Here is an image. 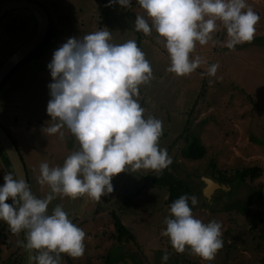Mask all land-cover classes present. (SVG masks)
<instances>
[{
	"label": "rangeland",
	"instance_id": "rangeland-1",
	"mask_svg": "<svg viewBox=\"0 0 264 264\" xmlns=\"http://www.w3.org/2000/svg\"><path fill=\"white\" fill-rule=\"evenodd\" d=\"M5 1L8 0H0V4ZM43 3L50 12L51 39L47 37L6 76L7 82L0 91V124L19 149L32 193L44 198L50 192L48 185L37 182L42 162L50 167L62 166L79 147L75 137L72 141L69 136L65 139L66 150L60 148L57 152L58 144L53 140L56 134L44 132L47 125L54 123L46 111L52 77L38 72L43 65L45 72H50L47 65L54 51L68 38H80L98 30L111 33L110 43L135 40L145 53L153 79L139 86L137 99L145 109V118L154 116L162 122L159 146L167 150L172 161L159 172L145 169L132 172L129 166L112 178L113 191L99 201L87 195L76 199L57 196L49 205V212L62 205L72 222L86 233L84 254L79 258L61 254V264H117L122 260L129 264H164L161 257L165 251L170 254L167 264H262L264 0H246L260 17L251 43L228 49L224 46L226 31L217 22L218 30L212 35L220 43L197 42L190 58L199 56L204 63L183 76L167 71L169 55L158 42L162 38L154 29L150 36L135 30L136 15H146L138 0H131L130 7L119 3L106 6L109 0H43ZM25 14L12 12L0 21V65L35 29V17L33 21ZM52 47V54L45 52ZM37 56L41 60L35 63ZM212 64L219 65L214 76L207 74ZM196 138L204 145L205 155L196 160L184 158L181 148ZM254 165L263 167L257 179L228 183L231 187L222 182L230 189L216 188L209 199L203 195V178L212 179V175L217 177L220 173L231 177L236 170ZM9 172L0 152V186ZM163 173L181 180L180 190L186 185L189 188L186 195L197 198L194 206L189 201L195 218L204 223L212 220L221 223L223 247L213 260H204L188 248L178 253L169 238L161 234L166 229L164 220L170 216L167 187L156 183V176ZM115 219L126 227L132 240H116ZM18 240H24V232L13 234L7 223L0 220V264H25V248L18 246Z\"/></svg>",
	"mask_w": 264,
	"mask_h": 264
},
{
	"label": "clouds",
	"instance_id": "clouds-1",
	"mask_svg": "<svg viewBox=\"0 0 264 264\" xmlns=\"http://www.w3.org/2000/svg\"><path fill=\"white\" fill-rule=\"evenodd\" d=\"M130 7L131 0H109ZM146 15L137 14L134 27L146 36L153 29L166 48L170 59L167 71L178 76L191 74L204 61L190 58L197 42L214 44L213 33L220 22L226 31L224 42L230 50L251 43L259 15L246 0H138ZM111 33L98 30L70 37L53 53L47 65L52 82L46 111L51 125L48 135L67 127L79 147L64 160L62 166L40 164L37 182L48 185L44 198L34 195L23 177L9 172L0 186V220L13 234H26L18 246L32 254L31 264H61V254L79 258L85 251L86 233L69 218L62 205L49 212L57 196L76 199L87 195L99 201L113 191L112 178L131 167L161 171L171 164L167 150L159 146L162 122L154 116L145 118V109L138 102L139 86L153 79V71L145 53L135 40L110 43ZM219 65L212 64L207 74L214 76ZM11 200V203L7 201ZM196 205L195 196L182 195L170 204V216L161 233L167 236L178 253L186 248L200 258L211 261L223 247L222 225L216 220L207 223L193 216L189 205ZM170 254L161 259L167 264Z\"/></svg>",
	"mask_w": 264,
	"mask_h": 264
},
{
	"label": "water",
	"instance_id": "water-1",
	"mask_svg": "<svg viewBox=\"0 0 264 264\" xmlns=\"http://www.w3.org/2000/svg\"><path fill=\"white\" fill-rule=\"evenodd\" d=\"M28 9L31 10L36 17V30L34 34L18 46L10 55H8L0 65V84L9 72L19 64L25 57H27L33 50H35L45 39V36L50 27V18L42 4L34 2L32 0H8L0 4V19L7 13L18 10ZM0 147L3 150L5 157L7 158L11 172L14 178L23 177L27 183V173L25 165L16 149L15 144L0 124ZM205 187L202 190L203 195L209 199L211 192L216 188L222 191H227L230 187L223 183L215 182L210 178H203ZM26 234L24 233V241ZM32 253L25 248V264H31L29 259ZM117 264H129V261H118Z\"/></svg>",
	"mask_w": 264,
	"mask_h": 264
},
{
	"label": "trees",
	"instance_id": "trees-1",
	"mask_svg": "<svg viewBox=\"0 0 264 264\" xmlns=\"http://www.w3.org/2000/svg\"><path fill=\"white\" fill-rule=\"evenodd\" d=\"M50 30H52L51 25L49 27V31L45 39L49 37V35L51 34L52 31L50 32ZM20 65L21 64H19L17 67H19ZM17 67L15 69H17ZM14 70H12L11 73H13ZM6 80H7V77L3 80L2 84L0 85V89L3 86V84L6 82ZM0 152L2 153L5 165L8 167L9 171L11 172L10 164L7 158L5 157L1 147H0ZM205 153H206V149L198 138L189 141L184 147L181 148V155L184 158L191 159V160L200 159L205 155ZM262 170H263V167L258 166V165L246 166L240 170L239 169L236 170L234 172V175L231 177H225L223 176V174L220 173V176L216 177L212 175L211 178L215 181H221V183L224 182L227 185H229L228 183L232 184L234 182H242L246 178L253 181L261 175ZM156 183L159 185H164V187H167V190H168L167 203L169 206L174 200L178 199L180 196L186 195L189 189L185 185V189L180 190L181 189L180 187H182V181L176 179L172 175H166L165 173L156 176ZM114 227L116 231V234H115L116 240L118 241L122 239L124 240L125 238L132 240V236L130 232L126 229V227L121 222H119V220H116V219L114 220ZM261 262L262 264H264V256L261 258Z\"/></svg>",
	"mask_w": 264,
	"mask_h": 264
},
{
	"label": "flooded vegetation",
	"instance_id": "flooded-vegetation-1",
	"mask_svg": "<svg viewBox=\"0 0 264 264\" xmlns=\"http://www.w3.org/2000/svg\"><path fill=\"white\" fill-rule=\"evenodd\" d=\"M32 1L37 2V3H40V4L43 2V0H32ZM20 11H21V10L18 9V10L11 11V12H9V13H12V12H14V13H16V12H17V13H20ZM9 13H7V14H9ZM7 14L4 15V16L0 19V21H1L2 19H4V17L7 16ZM48 31H49V29H48ZM51 31H52V30H50V32H51ZM47 33H48V32H47ZM52 33H53V32H51V34L49 35V39H51ZM46 35H47V34H46ZM45 37H46V36H45ZM22 43H23V42H22ZM19 45H20V44H19ZM19 45H18V46H19ZM18 46H17V47H18ZM17 47H16V48H17ZM54 47H55V46H54ZM16 48H15V49H16ZM37 48H38V47H37ZM37 48H36V49H37ZM15 49H14V50H15ZM36 49H35V50H36ZM14 50H13V51H14ZM35 50H33V51H35ZM13 51H12V52H13ZM33 51H32V52H33ZM52 51H53V47L50 48L49 50H46L45 52H46V53H50V54H52ZM12 52H11V53H12ZM32 52H31V53H32ZM11 53H10V54H11ZM31 53H30V54H31ZM10 54H9V55H10ZM30 54H29V55H30ZM44 54H45V53H42V54H41L42 57H43ZM40 58H41V57H39V56L35 57V59L33 60V62L38 63V62L41 60ZM25 59H26V57H25L23 60H25ZM23 60H22L21 62H23ZM21 62H20V63H21ZM20 63H19V64H20ZM19 64H17L12 70H14ZM17 68H18V67H17ZM41 68H43V69H40V71L38 72L39 74H41V75H43V76L46 74L47 77H51V76L49 75L50 72H45L46 69H45V66H44V65L41 66ZM12 70L9 72L8 76H9L10 74H12V73H11ZM5 78H6V77H5ZM5 78H4V79H5ZM7 79H8V77H7ZM2 82H3V81H2ZM2 82H1V84H2ZM6 82H7V80H6ZM6 82H5V83H6ZM5 83H4L3 86L1 87L0 91H1L2 88L4 87ZM1 84H0V85H1ZM1 126H2V125H1ZM2 127H3V126H2ZM11 129H13V128H11ZM4 130H5V129H4ZM5 131H6V130H5ZM60 131L63 132V134H64V138H63V139L60 138V134H59V132H58V134L56 133L55 137L53 138L54 143H57V144H58V145H57V152L60 150V148H61L62 150H64V151L66 150V146H67V145H66V144H67L66 142H67V141H65V139H66L67 137L70 136V140H72V141H73V138H74V136L70 133V131L67 129V127H64V130H60ZM13 132H14V131H13ZM16 133H17V135H18L19 132H16ZM7 134H8V132H7ZM8 135H9V134H8ZM9 137H10V135H9ZM10 138H11V137H10ZM11 140H12V138H11ZM12 141H13V140H12ZM72 141H71V142H72ZM13 143H14V141H13ZM14 144H15V143H14ZM72 144H73V143H72ZM68 145H69V144H68ZM15 146H16V149H17V151H18V153H19V155H20V157H21L23 163H24V160H23V158H22V156H21V154H20V152H19V149L17 148V145H16V144H15ZM53 146H54V145H53ZM71 148H72V145H71L70 147H68V149H71ZM68 149H67V150H68ZM2 157H3V156H2ZM24 165H25V163H24ZM25 170H26V165H25ZM26 173H27V170H26ZM28 175H29V173H27V178H28ZM28 179H29V178H28ZM28 185H29V181H28Z\"/></svg>",
	"mask_w": 264,
	"mask_h": 264
},
{
	"label": "crops",
	"instance_id": "crops-1",
	"mask_svg": "<svg viewBox=\"0 0 264 264\" xmlns=\"http://www.w3.org/2000/svg\"><path fill=\"white\" fill-rule=\"evenodd\" d=\"M42 5H43V7L46 9V11H47V13H48V15H49V18H50V21H51V17H50V12H49V10L45 7V5H44V3L42 2L41 3ZM19 10H21L20 11V13L19 14H23L24 16L26 15L25 13H27L28 15H29V17L34 21V19H33V17H35V15H34V13L31 11V10H28V9H19ZM17 13V12H16ZM35 19H36V17H35ZM50 25H51V22H50ZM36 26H37V23H36V25H35V29H34V31L30 34V36L28 37V38H30L33 34H34V32H35V30H36ZM26 40H24L23 42H25ZM22 43H20V45H21ZM19 45V46H20Z\"/></svg>",
	"mask_w": 264,
	"mask_h": 264
}]
</instances>
